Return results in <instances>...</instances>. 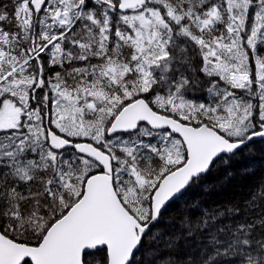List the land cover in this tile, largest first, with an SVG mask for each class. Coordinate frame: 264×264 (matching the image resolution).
Here are the masks:
<instances>
[{"label":"snow or ice","instance_id":"6c2138e0","mask_svg":"<svg viewBox=\"0 0 264 264\" xmlns=\"http://www.w3.org/2000/svg\"><path fill=\"white\" fill-rule=\"evenodd\" d=\"M258 151L264 0H0V264H264Z\"/></svg>","mask_w":264,"mask_h":264},{"label":"trees","instance_id":"16d2710c","mask_svg":"<svg viewBox=\"0 0 264 264\" xmlns=\"http://www.w3.org/2000/svg\"><path fill=\"white\" fill-rule=\"evenodd\" d=\"M251 166L254 169V173L247 177L236 176L231 180L230 183L224 186V188L219 193H215L212 196L213 200L222 199L225 196L240 194L245 192L248 187L254 185L257 181L264 178V154L259 153L256 154L254 160H243L238 161L233 164V168H240L245 166ZM224 172L223 170L220 172H214L211 176L208 177L209 183H219L223 178ZM201 195L199 190H193L188 198L191 199L193 197Z\"/></svg>","mask_w":264,"mask_h":264}]
</instances>
